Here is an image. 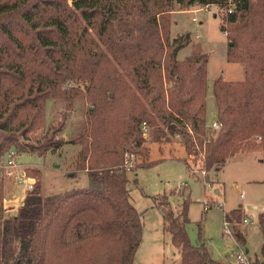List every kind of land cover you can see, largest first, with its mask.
<instances>
[{"label": "trees", "instance_id": "obj_1", "mask_svg": "<svg viewBox=\"0 0 264 264\" xmlns=\"http://www.w3.org/2000/svg\"><path fill=\"white\" fill-rule=\"evenodd\" d=\"M226 1L0 0V154L12 146L43 154L81 142L80 168L90 180L89 186L44 196L40 171L28 168L37 181L20 207L22 213L13 217L5 213L16 207L4 209L0 189V264H133L142 241L143 213L130 200L124 159L132 152L143 157L145 166L155 162L148 161L144 124L152 127L155 141L166 133L182 138L187 155L200 157L204 171L222 169L240 150L256 146L252 142L258 137L264 150V0H238L233 12L221 15L230 28L228 61L241 63L245 77L215 80L217 120L222 124L217 136L209 135L206 116L209 54L195 45L189 56L179 59L191 34L171 39L165 23L177 6L189 10ZM224 23L222 30L228 28ZM91 30L123 51L124 75L146 105L136 101L125 112H113L114 118L96 112L90 139L57 138L65 127L61 122L24 146L19 136L27 139L38 127L44 112L41 100L71 70L76 50L91 39ZM31 64L38 69L37 77L14 95V87L27 82ZM123 79L115 82L110 107L117 95L124 98L131 89ZM185 162L192 169L187 157ZM190 202L188 196L180 210L159 202L164 230L180 249L181 264H221L204 243L191 242ZM243 217L241 208L225 213L231 222ZM260 221L264 236L262 216ZM236 236L244 242L242 233ZM254 264H264V244L262 259Z\"/></svg>", "mask_w": 264, "mask_h": 264}, {"label": "rangeland", "instance_id": "obj_2", "mask_svg": "<svg viewBox=\"0 0 264 264\" xmlns=\"http://www.w3.org/2000/svg\"><path fill=\"white\" fill-rule=\"evenodd\" d=\"M180 8L177 6L165 23L168 22L171 39L178 34H191V43L180 50L179 59L189 56L195 45H200L203 52L209 54L206 92L208 126L217 120L215 80L221 76L229 81L243 80L244 67L239 62L228 61L230 28L220 14L202 9L204 6L189 10ZM194 17L197 21L193 20ZM223 23L228 27L226 30L221 29ZM224 31H228L227 36ZM104 40L91 30V39L76 50L75 61L69 67L71 70L67 69L66 76L58 80L52 94L41 100L44 112L40 124L28 133L27 139L19 136L21 144L36 143L52 126L57 127L61 122L65 127L57 133V138L71 141L88 136L90 139L96 112L105 114L107 118L109 113L114 118L113 112H125L136 101L146 105L136 87L124 75L127 61L123 51ZM30 66L27 82L14 87V95L27 88L37 77L38 69L32 64ZM120 77L131 89L126 90L124 98L117 95L116 103L110 107L108 102ZM144 132L146 145L150 147L148 161L155 162L145 166L142 164L143 157L137 153L134 166L127 170L130 200L143 213L142 241L133 264H181L180 249L173 244L171 234L164 230L163 211L158 204L164 202L167 207L180 210L188 196L191 202L187 229L193 244L204 243L221 264H235L231 254L241 248L248 250L249 264H254L256 259L261 260L264 244L260 221L261 216L264 220V150L260 146L261 137L252 142L256 146L250 149L246 146L230 157L222 169L204 171L200 168V157L187 155L182 138L166 133L155 141L150 125ZM218 133L219 130L211 131L209 135L217 136ZM14 147L20 151L22 163L40 171L44 196L90 185L86 170L80 168L81 142H69L60 149L43 154L30 151L29 146ZM186 157L192 169L186 164ZM20 192V187H13L7 195L17 196ZM206 206L208 210H205ZM235 208H241L243 216L251 217L252 222L242 224L241 220L234 219L233 234L227 235L224 232L225 213ZM21 213V208H14L5 215L13 217ZM236 232L243 234L244 242L238 240Z\"/></svg>", "mask_w": 264, "mask_h": 264}, {"label": "built area", "instance_id": "obj_3", "mask_svg": "<svg viewBox=\"0 0 264 264\" xmlns=\"http://www.w3.org/2000/svg\"><path fill=\"white\" fill-rule=\"evenodd\" d=\"M237 3L238 0H227L225 4H207L202 9H206L211 13L222 15L233 12L237 6ZM193 20L197 21L195 17ZM223 33L225 36L228 35V31H224ZM221 127L222 124L218 120H215L210 125H208L210 131H218L221 129ZM146 128L147 125L144 124L143 130ZM20 156V151L14 146L0 154V189L4 191L5 196L3 207L7 210L10 207H22L26 202L27 195L34 189L35 183L37 181L36 177L29 173L28 165L20 161ZM136 158L137 157L135 153L127 152L125 154L124 167L131 169L136 162ZM13 187H20L21 194L17 196L7 195V192ZM9 200H18L19 202H22V204L19 207L7 205L6 203ZM208 209L209 208L206 206L205 210ZM251 222L252 218L248 217L247 215H244L241 220L242 224H249ZM224 232L227 235L233 234L232 222L227 219H225ZM231 257L234 259L235 264H249L248 252L245 249L241 248L239 251H234L231 254Z\"/></svg>", "mask_w": 264, "mask_h": 264}, {"label": "water", "instance_id": "obj_4", "mask_svg": "<svg viewBox=\"0 0 264 264\" xmlns=\"http://www.w3.org/2000/svg\"><path fill=\"white\" fill-rule=\"evenodd\" d=\"M6 204L19 207L21 206L22 202H19L18 200H9Z\"/></svg>", "mask_w": 264, "mask_h": 264}, {"label": "crops", "instance_id": "obj_5", "mask_svg": "<svg viewBox=\"0 0 264 264\" xmlns=\"http://www.w3.org/2000/svg\"><path fill=\"white\" fill-rule=\"evenodd\" d=\"M143 218V217H142ZM247 250V249H246ZM247 252H248V250H247Z\"/></svg>", "mask_w": 264, "mask_h": 264}]
</instances>
